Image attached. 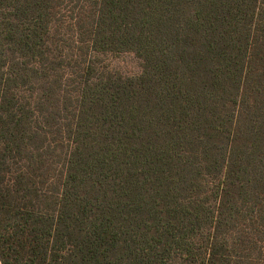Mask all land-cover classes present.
<instances>
[{
	"label": "trees",
	"instance_id": "16d2710c",
	"mask_svg": "<svg viewBox=\"0 0 264 264\" xmlns=\"http://www.w3.org/2000/svg\"><path fill=\"white\" fill-rule=\"evenodd\" d=\"M0 264H264V0H0Z\"/></svg>",
	"mask_w": 264,
	"mask_h": 264
},
{
	"label": "rangeland",
	"instance_id": "374dc122",
	"mask_svg": "<svg viewBox=\"0 0 264 264\" xmlns=\"http://www.w3.org/2000/svg\"><path fill=\"white\" fill-rule=\"evenodd\" d=\"M75 4L76 3L74 1H71L70 3H66V6L68 8L69 7L72 8L74 7ZM75 9L77 10V8ZM59 24H60L59 22H56L55 29H58V32L61 31L62 33L66 28L64 26H58ZM52 32H53L52 33L53 37H51L48 43L49 48L54 50L62 49V47H60L59 45L64 44V42L58 40V38H60V34L55 30H53ZM67 36L68 33L65 37ZM65 41H69V40H65ZM93 60L95 63V67L97 68V74L115 72L124 77V76H135L141 71L140 57L135 52L121 51V50L117 52L116 51L101 52V53L95 52Z\"/></svg>",
	"mask_w": 264,
	"mask_h": 264
}]
</instances>
